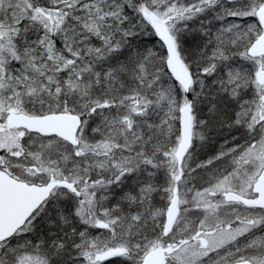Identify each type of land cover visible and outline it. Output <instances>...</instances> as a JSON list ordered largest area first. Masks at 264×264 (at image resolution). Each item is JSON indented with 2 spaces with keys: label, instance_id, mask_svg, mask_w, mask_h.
<instances>
[{
  "label": "snow or ice",
  "instance_id": "1",
  "mask_svg": "<svg viewBox=\"0 0 264 264\" xmlns=\"http://www.w3.org/2000/svg\"><path fill=\"white\" fill-rule=\"evenodd\" d=\"M0 264H264V0H0Z\"/></svg>",
  "mask_w": 264,
  "mask_h": 264
}]
</instances>
